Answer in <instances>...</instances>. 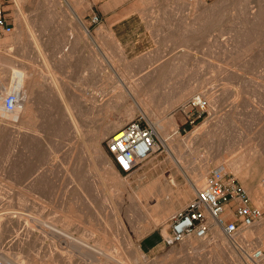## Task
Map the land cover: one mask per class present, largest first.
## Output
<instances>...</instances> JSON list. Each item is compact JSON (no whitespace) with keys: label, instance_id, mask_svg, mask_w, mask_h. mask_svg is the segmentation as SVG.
<instances>
[{"label":"rangeland","instance_id":"obj_1","mask_svg":"<svg viewBox=\"0 0 264 264\" xmlns=\"http://www.w3.org/2000/svg\"><path fill=\"white\" fill-rule=\"evenodd\" d=\"M0 12L12 24L0 35V92L18 67L32 99L18 124L0 116V213L15 212L0 224V264H264V154L243 172L231 164L251 143L257 90L264 104V0H0ZM140 115L158 146L127 175L107 141ZM216 167L244 185L262 220L248 238L213 226L185 238L196 245L167 243L191 184Z\"/></svg>","mask_w":264,"mask_h":264},{"label":"built area","instance_id":"obj_2","mask_svg":"<svg viewBox=\"0 0 264 264\" xmlns=\"http://www.w3.org/2000/svg\"><path fill=\"white\" fill-rule=\"evenodd\" d=\"M12 24L0 12V35L11 32ZM21 99L15 91L4 98L8 112L21 107ZM192 108L202 111L207 106L205 99L190 102ZM156 129L140 115L125 123L107 141V147L116 167L127 175L135 172L145 160L157 150ZM228 213L233 217L229 219ZM263 211L251 204L250 195L244 185L234 176H229L221 167L214 168L201 188L184 207L170 218L169 244L182 242L188 235L206 238L216 226L226 235L233 237L244 228L262 220Z\"/></svg>","mask_w":264,"mask_h":264},{"label":"bare ground","instance_id":"obj_3","mask_svg":"<svg viewBox=\"0 0 264 264\" xmlns=\"http://www.w3.org/2000/svg\"><path fill=\"white\" fill-rule=\"evenodd\" d=\"M258 24V23H257ZM255 36V35H254ZM141 54V53H140ZM1 55V54H0ZM137 57V56H136ZM3 60V58H2V55L0 56V61H2ZM153 68V67H152ZM152 68H148V70H146L144 73L146 74V75H148L149 76V74L152 72ZM13 69V71H12V77H11V85L10 86H5V85H3L4 86V88H2L3 90H1V92H0V116L1 117H10L12 120H14L15 122V124H18V123H16V122H19V121H21L23 118H24V116H25V111L28 109V102H29V100H32V99H30L29 98V93H28V91L24 88V82H25V80H26V74H25V71L23 70V69H21V68H18V67H14V68H12ZM154 69V68H153ZM257 74V73H256ZM255 74V75H256ZM33 75L34 74H31L30 76H32L33 77ZM29 76V77H30ZM28 77V76H27ZM31 77V78H32ZM262 77V76H261ZM255 79H256V76L254 77ZM254 79V80H255ZM53 80L54 81H56V76H55V78H53ZM262 81V80H261ZM255 82H256V88H260L261 86H263L264 87V84L262 83V82H260L259 80H255ZM143 83H146V81H143ZM124 84L125 85H129L130 84V82H124ZM11 91H15L18 95H19V97H20V99H21V102H20V104H21V107L17 110V111H14V112H8V111H6L5 110V108H4V98H5V95L8 93V92H11ZM255 92V91H254ZM262 92H264V91H262ZM258 90L255 92V95L253 96V136L251 137V143L247 146V149H245V150H242V151H240V153H237L238 154V157H236L237 158V160H232L231 161V164L233 165V166H235V167H237V162L238 161H240L241 163H239V164H241V166H238L237 167V170H241L242 172L243 171H245L244 170V165L246 164V162L247 163H253L255 160H260L261 159V161H262V158H263V154H264V152H263V149H262V145H261V135H262V133L264 132V104H263V102H262V100H261V98H259V97H261V96H258ZM261 93V92H260ZM254 94V93H253ZM29 98V99H28ZM136 100H137V98H136ZM264 101V100H263ZM181 103H183V102H181ZM138 107H140L143 111H144V104H142L141 102H139L138 101ZM71 116H72V118H71ZM70 116V125L72 126V128H73V130L74 131H76V132H78L79 131V129H78V126L80 125L79 124V121H76L73 117V115H71ZM172 117V116H171ZM170 118V117H169ZM171 119V118H170ZM175 120V119H174ZM10 121V120H9ZM11 122H13V121H11ZM78 122V123H77ZM173 122V121H172ZM23 123V122H22ZM174 123V122H173ZM21 124V123H20ZM19 124V125H20ZM161 124V123H160ZM175 124V123H174ZM156 126H160V125H156ZM198 127V126H197ZM198 128H200V127H198ZM197 128V129H198ZM196 130V129H195ZM200 130V129H199ZM159 132H160V130H159ZM160 134H161V132H160ZM245 134V133H244ZM195 134H193L192 136H194ZM242 135V134H241ZM246 135V134H245ZM245 135H243L244 137H245ZM161 136H162V139L161 140H163V142H164V144H166V145H168V147L170 148V146H169V141H168V139L166 138V135H162L161 134ZM243 136H241V137H243ZM249 136V135H248ZM240 137V136H239ZM190 138H192V137H190ZM249 141H250V139H249ZM239 142V141H238ZM238 142H236V143H238ZM264 142V141H263ZM262 142V143H263ZM241 143V142H240ZM237 147V146H236ZM243 146H241V148H242ZM241 148H240V150H241ZM243 148H245V147H243ZM252 149V150H255L256 151V153L254 154V155H252V159L251 160H248V159H246L247 158V152H245V151H247L248 149ZM235 149H237V148H235ZM233 151V150H232ZM231 151V152H232ZM234 152V151H233ZM232 152V153H233ZM170 153H171V155H173V150L170 148ZM232 153H230V154H232ZM229 154V153H228ZM231 156V155H230ZM232 158V157H231ZM174 161L176 162V163H178V164H180L181 165V167H182V170H183V172H186L187 173V165H185L183 162V160H182V158L181 157H174ZM173 161V163L175 164V162ZM264 162V161H263ZM176 167V166H175ZM232 167V166H231ZM178 168V167H177ZM176 168V169H177ZM225 168V167H224ZM179 170V169H178ZM172 171V170H171ZM177 172V171H176ZM171 173V176H168L166 179L167 180H169L171 183H172V181H174L175 180V183H176V178H175V173H173V172H170ZM249 173V172H248ZM149 174V173H148ZM202 174V173H201ZM235 174V173H234ZM247 175V174H246ZM150 177V176H149ZM163 177L164 176H159V177H157V185H159V186H163ZM191 181V180H190ZM198 181V180H197ZM197 181L195 182V183H192L191 185L193 186V188L194 189H197L198 188V183H197ZM153 182V181H152ZM156 182H153V183H155L156 184ZM194 182V181H193ZM153 186V185H152ZM192 187H191V189H193ZM260 188V187H259ZM189 190H190V188L188 187V186H185V185H180L179 187H178V192H177V194L180 196V195H185V196H187V194H189ZM257 190V189H256ZM10 193V192H9ZM264 194V193H263ZM2 196V195H1ZM0 196V197H1ZM263 196V195H262ZM9 198V197H8ZM261 198V197H260ZM259 198V199H260ZM262 198H264V197H262ZM261 198V199H262ZM3 199V198H2ZM179 199V198H178ZM258 199V198H257ZM257 199H256V201H257ZM7 202H9V199L8 200H6ZM1 202V201H0ZM2 202H5L4 200H2ZM12 202V201H11ZM172 202V201H171ZM174 202V201H173ZM258 202H259V200H258ZM5 204H8V203H6L5 202ZM11 204V203H10ZM159 204V203H158ZM174 204V203H173ZM3 206V205H2ZM5 206V205H4ZM8 206H10V205H8ZM165 206V205H164ZM5 208H7V207H4V209ZM3 209V208H2ZM32 212V211H31ZM11 213L13 214V213H15V212H8V211H6L5 210V212H1L0 213V224L3 222V221H5L6 219H8V218H10V217H12L13 215H11ZM17 213H19L18 211H17ZM16 213V214H17ZM33 213H34V211H33ZM19 214H22V213H19ZM18 215V214H17ZM16 215V216H17ZM24 215V214H23ZM27 215V214H26ZM25 215V216H26ZM19 217V216H18ZM227 217L228 218H232L233 217V215H232V213H228L227 214ZM13 218V217H12ZM20 218H21V215H20ZM25 218V217H24ZM66 218V217H65ZM17 219V218H16ZM32 219V218H31ZM69 219V218H68ZM67 219V220H68ZM22 220V219H21ZM70 220H72V219H70ZM18 221H19V219H18ZM67 222V221H66ZM70 222H72V221H70ZM46 224V223H45ZM2 225V224H1ZM0 225V226H1ZM46 226L49 228V229H53V230H57L54 226H50L49 224H46ZM43 229V228H42ZM218 229H220V228H218V227H215V230H214V232L216 233L217 231H218ZM221 230V229H220ZM42 233V232H41ZM165 233H166V231H165ZM63 234L68 238V239H70L71 241L72 240H74V238L70 235V234H68V233H65V232H63ZM252 235V231H251V229L248 227V228H246V230L244 231V233H243V237L244 238H248L249 236H251ZM215 236H217L216 234H215ZM78 240V239H77ZM228 240V239H227ZM75 241H76V239H75ZM188 241V243L190 242V243H193L194 242V239L192 240L191 238H188V239H184V242H187ZM229 241V243L228 244H231V245H234V243L231 241V240H228ZM227 241V242H228ZM79 242V241H78ZM85 242V241H84ZM76 243H77V241H76ZM195 243V242H194ZM193 243V244H194ZM80 244V243H79ZM83 244V243H82ZM85 244V243H84ZM83 244V245H84ZM197 243H195V245H196ZM57 245H59L58 243H57ZM56 245V246H57ZM60 246V245H59ZM81 246V245H80ZM85 246V245H84ZM87 246V245H86ZM229 248V247H228ZM232 247H230L229 249H231ZM231 251H233L232 249H231ZM106 253V252H105ZM230 254L232 253V252H229ZM110 255L112 254V253H109ZM112 256H117L116 254L115 255H112ZM111 256V257H112ZM52 258V257H51ZM113 259V258H112ZM117 258L115 257V260H116ZM121 259V258H120ZM120 259H118V260H120ZM243 259V258H242ZM118 260H116V262L118 261ZM8 261V260H7ZM109 261V260H108ZM122 261V260H121ZM11 262V264H19L18 262H16V261H10ZM51 262V261H50ZM85 262V261H84ZM105 262H107V261H105ZM115 262V261H114ZM120 262V261H119ZM239 262H241V261H239ZM118 263V262H117ZM121 263V262H120ZM105 264V263H104ZM112 264V263H111ZM119 264V263H118ZM121 264H124V263H121Z\"/></svg>","mask_w":264,"mask_h":264},{"label":"crops","instance_id":"obj_4","mask_svg":"<svg viewBox=\"0 0 264 264\" xmlns=\"http://www.w3.org/2000/svg\"><path fill=\"white\" fill-rule=\"evenodd\" d=\"M184 207V206H183ZM182 208V207H181Z\"/></svg>","mask_w":264,"mask_h":264}]
</instances>
